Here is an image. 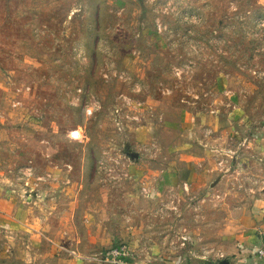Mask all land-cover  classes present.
Masks as SVG:
<instances>
[{"label":"rangeland","instance_id":"rangeland-1","mask_svg":"<svg viewBox=\"0 0 264 264\" xmlns=\"http://www.w3.org/2000/svg\"><path fill=\"white\" fill-rule=\"evenodd\" d=\"M0 129V180L83 182L57 242L0 231V264H264L225 250L248 220L264 247V0H0ZM161 145L223 182L161 184Z\"/></svg>","mask_w":264,"mask_h":264},{"label":"crops","instance_id":"crops-1","mask_svg":"<svg viewBox=\"0 0 264 264\" xmlns=\"http://www.w3.org/2000/svg\"><path fill=\"white\" fill-rule=\"evenodd\" d=\"M221 119L223 120L224 118ZM231 120L232 119L229 118V121ZM229 133L231 134V132ZM5 134L8 135L7 130L0 129V141L1 139L5 138ZM140 136L143 138L142 140L148 138V136L145 134ZM187 147H189V145ZM197 148L198 150H191L190 147L184 148L183 150L178 148V151L182 152H178V162H174V160H172V156L174 155L175 151L174 145H161L160 147H157V152H154L153 154L157 155L158 153L162 159L159 158L158 163H154L155 171L150 172L155 174L159 173L161 178L160 183L167 186L184 184L186 186H196L201 189L207 185L213 187V185L219 181L218 179H220V183L223 182L224 178L221 180L220 176L217 179L215 177L218 168L214 166L213 158L210 155V158L203 156V154L199 152L203 151V149H201L199 146ZM136 152L139 154V158H141V153L139 151ZM151 152H153V150H151ZM135 160L138 161L139 159L137 158ZM163 161H165L164 166ZM135 162L131 163V165L134 166H130V173L142 175L144 170L136 167L137 164ZM158 165L161 167L158 168ZM1 181L2 180H0V231L19 232L17 235L25 237V240L32 244L33 250H36V248L37 250H40L47 244V241L54 243L57 242V239L55 238L58 237L57 233L59 228H57V226L53 227L52 225L55 218H60L59 211L58 213H55V209L59 208L60 206H56L57 201L55 200H57L59 196H62L63 202L72 206L75 201L71 202L66 200H69V196L72 194V192H79L80 198L76 199L79 203L82 196L83 182L75 183L70 180H59L57 181V184L59 183V187H57L56 190V181L53 179L46 182L48 185H50L48 187H46V184H42L43 182H35L36 186H39V189L35 188L34 184L32 190L27 191L25 190V184L29 183L28 180H25L24 184L20 185L21 188H18L17 186L12 187L7 184V182ZM59 188L60 190H58ZM248 222H246L247 224L242 226V228L240 226L234 225L236 227L235 229H237L235 232L226 230L227 234H234L236 231L243 232V234L236 236V239L239 240V242L237 241L236 247L234 246L233 249H231V247L228 246L235 243L225 244V250H227L229 253H249L251 250H253L254 246L260 248L259 238L257 235H255L257 233V227L254 225L249 226ZM46 225H48V228ZM59 233H62L61 235H63L67 232L63 233V231H59ZM75 239H78L77 235H75ZM97 240L98 238L92 240V242L96 245L98 243ZM64 241L66 243L69 242L66 240V238H64ZM73 243L74 242H72L69 247L68 244L65 245L67 251H75L76 249H80L78 246L81 245L76 246L73 245ZM57 247V245H54L53 251H57ZM244 261L248 260L245 259ZM68 263L78 264V260L75 258ZM59 264H61V262Z\"/></svg>","mask_w":264,"mask_h":264},{"label":"built area","instance_id":"built-area-1","mask_svg":"<svg viewBox=\"0 0 264 264\" xmlns=\"http://www.w3.org/2000/svg\"><path fill=\"white\" fill-rule=\"evenodd\" d=\"M72 135L74 138H80L82 137V132H80L79 130H75L72 132ZM257 254L261 257L264 258V247H260L257 249ZM110 257H112L113 259H123L125 257H128L129 253H128V248L127 246H122L120 248H116L115 250H112L111 252H109L108 254Z\"/></svg>","mask_w":264,"mask_h":264},{"label":"water","instance_id":"water-1","mask_svg":"<svg viewBox=\"0 0 264 264\" xmlns=\"http://www.w3.org/2000/svg\"><path fill=\"white\" fill-rule=\"evenodd\" d=\"M126 154L131 160L139 158V154L136 151H132L130 149L126 150ZM218 264H230V263L225 260Z\"/></svg>","mask_w":264,"mask_h":264},{"label":"trees","instance_id":"trees-1","mask_svg":"<svg viewBox=\"0 0 264 264\" xmlns=\"http://www.w3.org/2000/svg\"><path fill=\"white\" fill-rule=\"evenodd\" d=\"M124 259H126V260H129V261H130V259H129V258H124Z\"/></svg>","mask_w":264,"mask_h":264}]
</instances>
